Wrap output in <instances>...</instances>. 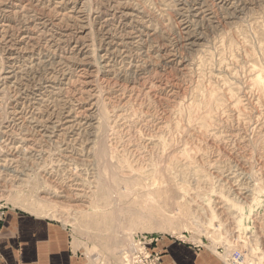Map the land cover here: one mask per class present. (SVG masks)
<instances>
[{"label": "rangeland", "instance_id": "rangeland-1", "mask_svg": "<svg viewBox=\"0 0 264 264\" xmlns=\"http://www.w3.org/2000/svg\"><path fill=\"white\" fill-rule=\"evenodd\" d=\"M45 244L264 264V0H0V264Z\"/></svg>", "mask_w": 264, "mask_h": 264}, {"label": "crops", "instance_id": "crops-1", "mask_svg": "<svg viewBox=\"0 0 264 264\" xmlns=\"http://www.w3.org/2000/svg\"><path fill=\"white\" fill-rule=\"evenodd\" d=\"M36 250L35 258L42 264H85L78 251L56 244H45ZM161 264H220L210 252H197L191 247L167 244Z\"/></svg>", "mask_w": 264, "mask_h": 264}, {"label": "built area", "instance_id": "built-area-1", "mask_svg": "<svg viewBox=\"0 0 264 264\" xmlns=\"http://www.w3.org/2000/svg\"><path fill=\"white\" fill-rule=\"evenodd\" d=\"M125 264H156L159 260V254L151 251L147 246L141 247L132 252V248L129 252L125 253L123 257ZM245 264L243 263V255L240 252H235L232 255L224 257V264Z\"/></svg>", "mask_w": 264, "mask_h": 264}, {"label": "bare ground", "instance_id": "bare-ground-1", "mask_svg": "<svg viewBox=\"0 0 264 264\" xmlns=\"http://www.w3.org/2000/svg\"><path fill=\"white\" fill-rule=\"evenodd\" d=\"M201 3V2H200ZM200 3H194L193 4V6H194V8L192 9V10H190V12H191V17L192 18H199V15L202 13L201 11H202V6H203V3L202 4H200ZM192 6V7H193ZM208 7V6H207ZM143 9V8H142ZM207 10H209V9H207ZM207 13V12H206ZM189 18V17H188ZM186 20V19H185ZM184 20V21H185ZM195 20V19H194ZM193 20H191V22H192ZM3 24H5V23H3ZM31 27V26H30ZM185 27V26H184ZM189 26H187L186 25V29L188 28ZM5 28V27H4ZM32 28V27H31ZM187 32V31H186ZM24 34V33H23ZM26 35H27V33H26ZM31 35V34H30ZM29 36V35H28ZM142 39V38H141ZM179 39V38H178ZM27 40V39H26ZM188 40H190V39H188ZM19 44V43H18ZM195 44V43H194ZM48 50V49H47ZM148 53V52H147ZM51 56V55H50ZM33 57V56H32ZM63 57H65V56H63ZM34 58V57H33ZM48 58V57H47ZM53 59V58H52ZM61 61H63V60H61ZM56 62H57V60H56ZM58 62H60V60L58 61ZM65 62V61H64ZM146 62V61H145ZM157 62V61H156ZM47 64V63H46ZM131 65V64H130ZM151 69V68H150ZM10 74V73H9ZM10 76H6V78H9ZM155 77V76H154ZM67 81V80H66ZM135 86V85H134ZM50 87H53V86H50ZM126 89V88H125ZM152 91V90H151ZM77 108V107H76ZM78 112V111H77ZM76 113V112H75ZM63 115H64V113H63ZM76 115V117L74 116V117H72L71 115H65V119H66V122H68V124L70 123L71 124V126L72 127H74L75 125H77V124H79V122H80V120H79V117H78V115L77 114H75ZM80 115V114H79ZM91 115V114H90ZM20 117V116H19ZM17 118V117H16ZM63 118V117H62ZM62 120V119H61ZM85 120V119H84ZM83 120V121H84ZM82 121V122H83ZM59 122V124H60V120L58 121ZM54 125H55V123H53ZM56 124H57V122H56ZM67 124V125H68ZM90 124V123H89ZM18 125V124H17ZM62 126V125H61ZM64 126V125H63ZM58 131V130H57ZM46 132V131H45ZM38 133V132H37ZM41 137V136H40ZM34 138V137H33ZM32 140V139H31ZM25 147V146H24ZM32 148V147H31ZM235 252H240L241 254H242V252L241 251H235ZM234 252V253H235ZM234 253H232V254H234ZM231 254V255H232ZM243 255V254H242ZM243 263H245L244 262V257H243ZM228 264H231V263H228Z\"/></svg>", "mask_w": 264, "mask_h": 264}]
</instances>
